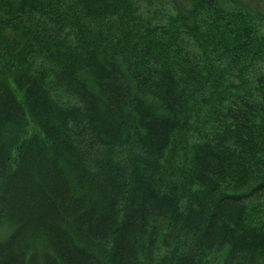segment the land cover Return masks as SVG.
Here are the masks:
<instances>
[{"label": "trees", "instance_id": "16d2710c", "mask_svg": "<svg viewBox=\"0 0 264 264\" xmlns=\"http://www.w3.org/2000/svg\"><path fill=\"white\" fill-rule=\"evenodd\" d=\"M262 22L238 0H0V264H264Z\"/></svg>", "mask_w": 264, "mask_h": 264}, {"label": "rangeland", "instance_id": "374dc122", "mask_svg": "<svg viewBox=\"0 0 264 264\" xmlns=\"http://www.w3.org/2000/svg\"><path fill=\"white\" fill-rule=\"evenodd\" d=\"M238 1H240V2H242L243 4H246L247 6H249V7H251V8H253L254 10H256V11H260L261 13H263V15H264V1H262V0H238ZM136 3V6L139 8V12L143 15V16H145L146 15V13H147V5L145 4V3H143V2H141V1H136L135 2ZM263 23V22H262ZM263 25H264V23H263ZM258 31H259V34H261V35H264V26H262V25H258ZM230 82V81H229ZM226 94V93H225ZM20 94H18V98H20ZM220 100L218 99V100H215V101H212V103H211V108H206V110L204 111V113H203V116L204 115H207V114H209V113H211V112H213L214 111V108L216 107V109H218V102H219ZM222 101V103L223 104H226V100L225 99H222L221 100ZM220 107V106H219ZM36 128H34V125H33V123L31 122V120L30 119H28V118H26V124H25V131H24V137H23V140L22 141H25L28 137H30L32 134H34L35 132H36V130H35ZM194 141H199V139H195V137H193V138H190V143L191 142H194ZM181 149V148H180ZM180 149H177V151H178V154L177 153H175V152H172V151H170L169 153H167V157L169 158V157H173L174 156V154L175 155H178L179 157L181 156V153H182V151H180ZM182 149L184 150V151H186V153H189L190 154V148L188 147V146H184V147H182ZM17 150H18V148H16L13 152H12V156H13V159L16 157V155H17ZM172 153H174V154H172ZM179 157H177V164L176 165H181L182 164V161H180L179 160ZM174 165H175V162H174ZM255 205H259V208H260V210H258V208H254L253 210H252V213L254 214V215H250L255 221H257L258 223H261L260 225H264V201H261V204H257V203H249V206L251 207V208H253V207H256ZM255 213H257V215L255 214ZM207 264H224L223 262H222V260L221 259H219L218 261H214V262H210V263H207Z\"/></svg>", "mask_w": 264, "mask_h": 264}]
</instances>
